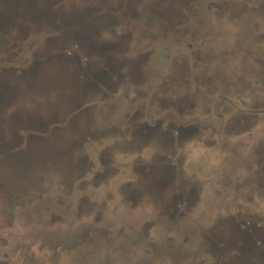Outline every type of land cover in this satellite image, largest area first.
I'll use <instances>...</instances> for the list:
<instances>
[{"label": "rangeland", "instance_id": "obj_1", "mask_svg": "<svg viewBox=\"0 0 264 264\" xmlns=\"http://www.w3.org/2000/svg\"><path fill=\"white\" fill-rule=\"evenodd\" d=\"M29 1L0 103L49 125L0 141V264H264V0Z\"/></svg>", "mask_w": 264, "mask_h": 264}, {"label": "flooded vegetation", "instance_id": "obj_2", "mask_svg": "<svg viewBox=\"0 0 264 264\" xmlns=\"http://www.w3.org/2000/svg\"><path fill=\"white\" fill-rule=\"evenodd\" d=\"M6 2H8L10 5L13 4V3L15 4V8L14 7L12 8L14 10L13 12H10L9 11V7L6 6ZM25 2H26V0H0V29L6 30V29H4L5 27L12 26V27H14L13 29L16 30V31L24 30L23 27H20V24H19V22H20L19 21V15H20V13L21 12H23V13L24 12H28L30 15L35 14V9L33 7V3L31 1H29L27 3H25ZM21 5H22V8H21ZM19 8H21V10H19ZM68 14H70L71 16L72 15L78 16L81 13L78 12V9H76L74 11L70 10L68 12ZM14 16H16V17H14ZM7 23H11V24L10 25H7ZM65 39H64V42H68L69 41L70 44L76 43L75 46L77 48H83V47H85V45L83 44V40H79V30L77 31V36H76V39L75 40H73L72 38L71 39L69 38V40L66 39L67 40L66 41ZM62 40L60 41V37H59L60 43H62ZM1 41L2 40L0 39V43H1ZM49 47H51V49H53V47L54 48L60 47L61 48V51L60 52H56V51L53 52V51H49L50 50L49 49V50H47L44 53L43 52H38L40 55L39 56L36 55V57L39 58V62H37L36 67L34 66L35 69L37 68L38 65H41V64L44 67V64L46 65V63H48V60L55 59V58L58 59V58H61L62 56H64L65 53L67 54V52H66L67 49H65L66 47H63V44L58 45V42L57 43L55 42L54 44H50ZM88 48H91V47H88ZM97 53H100V52H97ZM68 54L71 55V53H68ZM97 64H99V62H97ZM0 68H3V67L0 66ZM2 71H3V69H0V73ZM19 73H17V74H19ZM92 74H93V79L95 78L98 82H104V83L106 82V80L103 77H101V73L100 72H98L97 74L96 73H92ZM3 94H4L3 93V90H1L0 102H4V98L1 99V96ZM9 95H13V93H11L10 90L8 92V96ZM2 104L3 103H0V106H1V108H0V141H1L2 137H4L3 136L4 134H5V137L8 136V138H10L11 136L12 137L13 136L14 137L16 136V137H20V138H19V142L18 141L8 140L9 143L12 144L13 148H9L8 149L7 146L10 145L9 143L4 148H2L3 147V144L2 145L0 144V146H1L0 147L1 148L0 149V155H2L4 153L6 154V150L7 149H8L7 151L14 149L16 144H19L20 141H24V139L27 138L29 136V134H32L30 131H28L26 133L24 131H21L18 134H15L16 133L15 132V129L16 128H20V127H31V125H32L33 128L34 127L39 128L38 126L48 128V125L49 124H47V125L40 124V123L37 124L36 121L37 122H40L41 120H37L35 118L33 119L31 117L32 114H30V113H28L27 116H30L31 118L30 119H27V120H23L24 117L21 116L19 114V112L16 113L18 110L15 109L13 107V104H10V103L3 104L4 107L6 108V112L8 111L9 108H10V110H12L11 112H9V113H7V114L4 115V113H3L4 111L2 110ZM10 105H12L13 109H11V107H9ZM57 108H58V106H57ZM58 109H61V107H59ZM44 116L45 115H43L42 118H45ZM59 118L60 119L55 118V120L62 121L61 120V117H59ZM15 120H18V121H15ZM47 120L49 121V123L51 122V119L47 118ZM43 121H44V119H43ZM1 143H3V142H1ZM20 144H23V142L20 143ZM19 146L20 145H18V147L16 148V150L19 149ZM260 245H261V243H260V241H258V243H257L258 248H259Z\"/></svg>", "mask_w": 264, "mask_h": 264}, {"label": "water", "instance_id": "obj_3", "mask_svg": "<svg viewBox=\"0 0 264 264\" xmlns=\"http://www.w3.org/2000/svg\"><path fill=\"white\" fill-rule=\"evenodd\" d=\"M37 15H30L28 12H24L22 14L19 15V24H20V27H23V26H26L27 25V22L29 20H33L34 18H36ZM16 17V16H14ZM11 18V17H10ZM25 30V28H23ZM24 30H21V31H24Z\"/></svg>", "mask_w": 264, "mask_h": 264}]
</instances>
